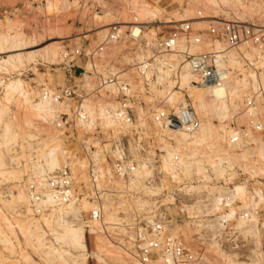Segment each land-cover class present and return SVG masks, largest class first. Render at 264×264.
<instances>
[{"label": "built area", "instance_id": "2783aa9c", "mask_svg": "<svg viewBox=\"0 0 264 264\" xmlns=\"http://www.w3.org/2000/svg\"><path fill=\"white\" fill-rule=\"evenodd\" d=\"M231 14L227 12L226 15L231 19L212 22L203 33L194 31L192 24H183L167 38L158 41L155 47L161 53H167L182 39L189 46H209L210 50L202 53H182V61L195 75L197 85L220 88L232 78H243L247 83L246 97L237 115L239 118L244 116L246 124L232 121L225 146L229 149L254 146L251 138H256L264 147V27L239 21L235 14V17ZM127 25V36L134 41L140 39L133 36L132 28L142 26L136 22ZM122 27L121 24L113 25L105 41L86 57L93 62L105 46L120 41ZM215 44H221L222 48L214 49ZM231 53L236 55L241 67L231 64ZM83 56L84 53L76 49L65 52L63 59L68 61ZM155 59L156 56L136 65L135 83L117 73L98 75L97 89L89 91L85 75L79 78L72 75L64 87L40 91L39 99L70 107L69 111L57 114L52 121H45V126L57 133L66 146L80 148V153H66L64 165L44 181H39L36 174L31 175L25 191L29 210L37 219L71 203H90L92 208L81 212L75 222L105 235L139 264H197L202 261L203 252L185 242L184 232H178L175 225L185 221L197 223L198 218L190 216L186 209L201 203L209 204L208 198L202 195L193 199L192 193L187 191L193 179L177 178L182 176L177 155L172 162L174 172L164 170L163 163L165 146L170 149L176 146L175 134L193 137L201 128V118L193 99L179 90L180 75H174L173 83L174 92L181 93L183 97L181 103L171 109L161 105L149 116L139 112V97L157 83ZM112 85L114 91L109 92L107 88ZM101 91L107 92L111 96L110 101L116 104L115 108L108 106L106 111L112 124H107L106 118L100 115L91 116L85 108L87 101ZM76 161L84 163L83 171L74 172ZM145 166L151 172L145 180V187L158 193L146 208H132V211L121 208L133 202L134 198H143V193L131 189L130 183L135 180L139 169ZM80 174H85L86 181H80L77 177ZM118 182L123 186L118 187ZM251 183L245 184V201L233 199L235 188L227 186L214 217L222 230L219 236L214 237L223 239L236 249L246 264H264V180L258 182L259 185ZM177 199L180 206L177 215L168 216L169 208L177 207ZM108 203L117 209L111 224L106 219L105 206ZM232 211L233 218H228ZM206 230L207 227L196 237L208 238Z\"/></svg>", "mask_w": 264, "mask_h": 264}, {"label": "rangeland", "instance_id": "374dc122", "mask_svg": "<svg viewBox=\"0 0 264 264\" xmlns=\"http://www.w3.org/2000/svg\"><path fill=\"white\" fill-rule=\"evenodd\" d=\"M244 2L246 6L251 4L259 6L257 14L249 17L250 19L237 17L230 6L221 4L219 7H207V9L203 2L194 3L192 0H0V36H7L10 39H13V37L19 38L17 39L19 42L16 39L13 41L16 43L23 41L24 43L22 42L23 45L22 48H19V51L26 54L23 55L24 63L21 65L14 64L11 66V64H8V66L5 64L7 67L3 63V65H0V108L3 112L0 117V264H139L120 250L105 235L93 232L85 226H82V228L87 251L82 252V254L81 251L67 247L63 241L56 239V236L61 233V228L55 223L45 224L43 217L37 219L30 212L27 215L24 204L17 199V196L21 190H25L30 176L35 175L32 165L34 163L35 165L39 164L37 160L40 157L39 154L43 152L44 140L58 139L62 144L63 151L68 155L80 153V148L77 146H66L57 133L55 134L47 129L45 126L46 122L37 117V114L25 103L22 96L17 93L6 95L5 86L9 82L20 80L26 89L34 91L35 97H38L36 100H38L39 95L37 94H40L43 88L54 90L64 87L72 75H76L79 78L80 75L90 73L89 75L95 79L96 88L98 87L96 78L98 75L117 73L125 75L124 77L135 83L137 75L135 68L139 62L131 63L130 59L136 60L141 56L138 49L143 47L146 54L143 55L146 56V60H150L154 56L180 55L173 50L161 53L155 45L161 39L167 38L174 30L180 29L183 24H192L194 31L203 33L213 24L212 22L223 18L231 19L225 14L230 12V14L232 13L231 17L236 16L235 19L239 21L264 27V0H244ZM152 4L155 7L157 6L156 8L160 9L159 11L161 12L158 14L155 12V16H146L144 18L146 10ZM234 9L237 8L235 7ZM201 18L205 22L202 28L197 25L201 23L199 20ZM120 21L140 24L138 26L143 27L140 40L134 41L128 37V29H124L123 37L120 41L113 43L111 46H105L104 52L97 57L98 59L93 62L90 61L86 55L90 51L96 50L105 41L110 28L119 24ZM126 26L129 25L126 24ZM9 45H7V48ZM182 48L183 46H181L180 50ZM202 48L206 49L207 47ZM10 49L12 52L8 51L7 53L8 49L6 50V48L4 53L0 52V58L18 52H14L16 49L9 47ZM54 49L57 50L55 59L48 57L44 53L46 52L45 50L49 52ZM76 49H80L84 56L68 61L63 59L65 52H73ZM197 50L198 48L194 51ZM205 51L202 50V52ZM32 53L40 54V56L37 55L38 57L35 59L27 61L25 57ZM177 58L173 59L175 60L173 63H177V67L180 68L182 60L180 62L181 57L178 56ZM92 64L95 67L94 69ZM89 66L91 68L88 69ZM179 70L177 68V70H173L174 72L169 73L172 82H174V75H180ZM169 76L164 80L165 82L167 81L166 83H156L150 87L148 92L144 93L145 95L139 97V104L142 105L139 106V112L144 111L149 116L155 110L154 105L159 106L158 109L161 108V105H164V99L160 95L158 97V94L164 91L167 88L165 85L168 86L167 84L171 82ZM181 91L187 93L185 90ZM103 98L108 99L109 97H105L103 94ZM171 108L173 107H169V109ZM233 116L235 117L236 115ZM233 116L223 123L213 119L211 121L213 127L216 130H228L232 121L239 125L246 124L244 118H234ZM6 124L11 126V131L8 133L10 141L8 142L4 139V135L7 134L4 133ZM22 126L23 128H21ZM29 136H31V139ZM222 146L223 150L233 151V149L231 150L225 146V142L222 143ZM44 147L46 152L48 148L45 145ZM235 149V153H241L240 150L242 149ZM254 158L252 159L254 160ZM64 163L65 157H61V167ZM244 163L245 160L241 157H234L232 168H228L223 173L215 174L213 169L206 165L205 168L203 167L205 169V172H203L211 178L208 181L199 180L197 176L200 174H192L193 177L191 179H193V182H189L191 186L204 184L211 191L210 194L208 191V193L203 192L202 194L194 192L191 194L193 199H196V197L199 199L202 195H205L209 204L201 203L202 213L198 216L194 215L198 218L197 223L185 221L181 225L175 226L178 232H184L186 236L185 242L201 249L203 252V259L197 264H246L244 259H241L240 255H238L236 249L227 245L223 239L214 237V235L219 236L222 230L220 228L221 225H217L216 221H214L216 210L213 213H207L212 207V198L218 197V192H220L219 194H224L228 185L231 188L242 184L245 185L249 182L259 185L260 183L258 182L264 180V164L262 162L259 164L261 168L259 175L252 174L251 171L246 170L243 167ZM194 173L196 174V172ZM77 177L80 181H86L85 174L77 175ZM178 179L187 178L182 173V176ZM117 186L120 187L119 185ZM136 191L137 193H143L141 200L148 203L152 202V197L158 193L153 190L144 192L142 189ZM246 197L247 190L245 195L238 200L245 201ZM137 200V198H134V203L131 202L133 205L129 204L131 209L130 207L128 209L132 210V207H137ZM170 200L168 202H171ZM177 202L178 199L176 200ZM28 207L29 204L28 206L26 204V208ZM179 207L178 203L177 207L171 206L168 210V216L177 215ZM192 207L188 209L192 211ZM79 208H82L81 204ZM188 209L186 210L187 212ZM89 210L90 208L81 209L80 212H88ZM190 211L188 213L192 216L191 214L194 213V210ZM30 218L33 219V222H39L40 230L35 231L33 225L28 223ZM107 221L110 224L113 223V220ZM206 227L209 237L198 239L196 235L200 234V231ZM218 232L219 234H217ZM39 235H43L42 242L38 241Z\"/></svg>", "mask_w": 264, "mask_h": 264}, {"label": "bare ground", "instance_id": "6f19581e", "mask_svg": "<svg viewBox=\"0 0 264 264\" xmlns=\"http://www.w3.org/2000/svg\"><path fill=\"white\" fill-rule=\"evenodd\" d=\"M192 1L194 3L203 2L205 4L204 6L206 8L207 7L208 8L209 7L216 8V7H219L221 4L226 5V6H230L231 8H233V11L235 12L237 17H239V18L242 17L241 19L246 18V17L247 18L252 17L253 15L257 14L258 9H259V6L253 5V4H251L250 6H246L244 0H192ZM154 7L155 6H153V4L151 7L150 6L148 7V9L146 10V15L144 18H146V16L152 17L155 12L157 14L161 12V11H159L160 9L156 8L157 6L155 8ZM235 7L237 9H234ZM225 14L227 15V13H225ZM199 20L201 21V23H200L201 25L199 23L197 25L201 26V28H202V25H204L205 22H203L204 20H202V18ZM119 24H122V26H123L122 30L124 31V29L129 28L128 26H126V24H131V22L120 21ZM132 32H133L134 37L139 38V37H141V35L143 33V27L135 26L132 28ZM18 37H20V36L18 35ZM14 39H16V38L13 37V39H10L7 36L6 37L0 36V52L4 53L5 48H6V50L8 49L7 53H8V51L12 52L11 49H10L11 51L9 50V47L12 49H16V50H14V52L15 51L19 52V53L17 52L15 54H10V55L8 54L7 56H2L0 58V65L3 63L4 66L7 67L8 64H11V66H12L14 64L21 65L24 63L23 62V59H24L23 55H26V54L24 52H23L24 54L20 53V51H19V48L20 47L22 48V45H23L22 42L23 41L20 42L21 43L20 44V43H18L19 41L17 40L19 38L16 39L18 41L17 43L14 42L15 41ZM139 40L140 39H138L137 41H139ZM25 44H26V42H25ZM25 44H24V46H25ZM7 45H9L8 48H7ZM111 45H113V44H110L108 46H111ZM181 46H183L182 50H180ZM202 47H205V48L207 47V48L203 49ZM197 48H198V50L199 49H201V50L200 51L197 50L198 52L194 51ZM213 48L218 50V49L222 48V45L221 44H215V46ZM27 50H29V49L27 48ZM104 50H105V48L103 49L102 52L99 53L98 56H100L104 52ZM202 50L203 51L210 50V47L207 46L206 44L190 45L189 46L182 39V40H180L178 45L173 49L174 52L176 51V53L180 54V55H173V54L172 55H163L161 57L158 56L155 59L154 67H155V75L157 77V83H161V82L164 83L165 82L164 80L169 76L170 72H174L173 70H175L176 68L180 69L179 70V72H180L179 90L187 91V94L194 101L196 112L201 117V128L196 135H194L193 137H187L184 134H175L174 137H175L177 145L171 149L168 147V145L165 146L166 155H165V159H164V163H163V169L166 171H169V172H174L175 169H174L172 162H173L174 156L177 155L178 158L180 159L179 168L182 171L185 178L191 179L193 177L192 174L193 175H199L200 174L199 176H197V178L199 180L208 181L211 178H209L208 176H206L204 174V172H205L204 168L206 167V165L209 168L213 169L214 174L215 173H223V172L227 171L228 168H232V166L234 164V157L239 156L243 160H245L243 167L246 168V170L251 171L252 174L259 175L260 170H261L259 164H260V162H262L264 164V147L258 142V139L251 138V141L253 143H255L254 146L250 145V146H246L244 148H238V147L230 148L231 150L233 149V151L223 150L222 143L226 141L229 130H222V129L216 130L213 127V124L211 122L213 119H217V120H219L220 123H223L225 120L230 119L233 115H236L235 117L233 116L234 118L237 117V115L239 114V111H241L243 100L246 97L245 91L247 90V83L245 82V80L243 78H241V79L232 78L231 80H229L225 85H223L220 88H214V89L202 88L200 85H197L196 77L190 71V68L186 62L182 61L180 68L177 67V63H173V62H175V60H173V59H178L177 58L178 56L181 57V59L179 60L181 62V60H183L182 53H184L185 51H189L191 54H196V53L202 52ZM45 51L46 52H44V53H46V55H48V57H50V58L52 57L54 59L56 58V56H57V50L56 49L50 50L49 52H47V50H45ZM138 52L141 54V56L136 60L135 59L133 60V58L130 59L131 63L136 62V61L140 63L143 60H145L146 54H145L143 47L139 48ZM146 52H149V51H146ZM143 54H145V55H143ZM37 55H38L37 53H32V54L26 56L25 58L27 61H31V60L35 59L36 57L40 56V54L38 56ZM46 55H44V56H46ZM46 58H47V56H46ZM47 60H49V59H47ZM230 60H231L232 65L241 67L240 62L238 61V59L234 53H231ZM51 61H52V59H51ZM180 62H179V64H180ZM5 64H7V65H5ZM92 66H93L92 68L94 69L95 67L93 64H92ZM0 68H1V66H0ZM89 68H91V67L89 66L88 69ZM171 68H173V69L171 70ZM89 74L90 73L85 74V79L87 81V89L89 91H94L97 89L95 87L96 82H95V79ZM169 80H170V76H169ZM167 85L168 86L165 85V87H167V88L164 91L159 92V94H158V97L160 95L164 99L163 100L164 105L162 106L163 108L169 107V106L170 107L171 106L172 107L177 106L179 103H181L183 101V97H182L181 93L174 92L175 84L171 81ZM107 89H109V92L114 91V85H112L111 87H109ZM4 90H5L6 95L17 93L18 95L22 96L25 100V103L29 105L31 110L34 111L37 114V117H39L42 121H49L50 122L56 118L57 114H59L61 112H67V111H69V108H70L69 106H65L63 104H55L49 100H43V99L42 100L41 99L36 100L38 97L37 98L35 97L36 95L33 93L34 91L32 92V91L26 89L23 82L20 80L9 82V84H7L5 86ZM106 93L107 92L101 91L99 93V95H94L93 99L87 101L85 108L91 116L100 115V116L106 118L107 124H112V120H110L106 116L107 115L106 111L108 110V106H110L111 108H115L116 104L113 101H110L111 96L106 94ZM103 94L105 97H109V98L104 99ZM37 95H39V93ZM101 97H102V99H100ZM153 107L155 109L158 108V106H155V105ZM141 113H142V115L145 114L144 111H141ZM2 114H3V112L0 108V117ZM240 117L245 119L244 116H240ZM245 121H246V119H245ZM22 123H24V122L22 121ZM28 123H29V121H28ZM28 123H27V125H28ZM10 128H11V126H9L8 124H6V127L4 128V130H5L4 133H7L6 135L8 136L7 137L6 135H4V139L6 140V142L10 141V138H9L10 136L8 135V133L11 131ZM21 128H23V126ZM29 138L31 139V136H29ZM44 145L48 148L46 150V152H45L46 148L44 147ZM44 145L42 147L43 152L41 154H39L40 157H38V160H37V161H39L38 162L39 164L35 165V163H34L32 165V168L35 171L34 174L37 173L36 175H37V178L39 179V181H44L50 174H52L54 171L59 169L61 167V157H65V155H66V152L63 151V147H62L61 142L56 138L44 140ZM235 148L242 149V150H240L241 153L240 154L235 153V151H234ZM250 157H252V158L255 157L256 159L254 158V160H253L252 158L250 159ZM83 169H84V163L76 161L75 166H74V172L79 171V170L81 172V171H83ZM148 169L149 168H147L146 166L141 167L139 169L135 180H133L130 183L131 189H133V190L142 189L144 192L145 191L146 192L152 191V189L145 188V180L151 175V172ZM194 172H196V174ZM216 176H217V174H216ZM179 177H177V178H179ZM117 185H119L120 187L123 186V184L120 182H118ZM246 190H247V188L244 184L236 186L235 189L233 190V199L242 198L245 195ZM188 191L191 193L195 192V193H201V194L203 192H207V191L209 192V194L211 193L208 186L204 185V184L200 185V186H191L190 188H188ZM219 193L220 192H218V194H217L218 197L212 198V207L210 210L207 211V213H213L214 210L217 209L219 199H220V197L223 196V194H219ZM17 199L22 204H24V206H25L24 208L26 209L25 211L27 213L28 212L31 213V211L29 210V207L26 208V204L28 206L29 200H28V196H27L25 190H21L18 193ZM133 203H131V204L133 205ZM136 203L138 206L132 207V208L143 209V208L150 206L148 202L142 201L141 199H138L136 201ZM80 204L82 205V208H79ZM200 205L201 204L194 205L191 208L192 211L194 210L193 211L194 213L191 214L192 216H194V215L198 216L202 213V206H200ZM129 207L131 209V206H129V205L127 206V204H125L121 208L128 209ZM88 208H90V209L92 208V205L88 202L71 203L67 206H62V207L53 209L51 214H49L47 216H43V221L45 224L55 223L57 226H59L61 228V230H60L61 233H59L56 236V239L58 241H63L65 246L73 248L75 250H79V251H81V253L86 252L87 250H86V245H85V235H84V230L82 228L83 225L77 224L75 222V220L79 217V215L81 213L80 212L81 209H88ZM188 208H190V207H188ZM130 209H128V210H130ZM105 210L108 213V215H107L108 219L107 218L106 219L114 221L115 220L114 217H116L115 212L117 211V209L113 206V204L108 203L105 206ZM189 211H190V209H188V212ZM192 211H190V212H192ZM188 214L190 215V213H188ZM27 215H29V213ZM112 215H114V217H112ZM233 216H234V211H232V214H229L228 218H233ZM109 218H113V219H109ZM28 223L30 225H33L35 231L40 230V226L38 224L39 222L38 223L33 222V219L30 218V219H28ZM208 223H210V222L208 221ZM209 226H211V225H209ZM239 226H241V224H238V227ZM213 227H214V225H213ZM220 228L222 229V226ZM217 234H219V232ZM42 236L43 235L38 236L39 242H42V240H43ZM65 253H67V252H65Z\"/></svg>", "mask_w": 264, "mask_h": 264}]
</instances>
